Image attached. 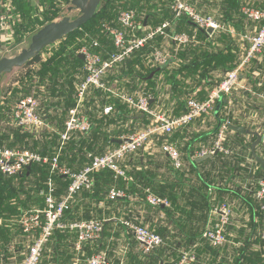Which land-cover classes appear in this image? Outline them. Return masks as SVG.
<instances>
[{
	"label": "trees",
	"instance_id": "1",
	"mask_svg": "<svg viewBox=\"0 0 264 264\" xmlns=\"http://www.w3.org/2000/svg\"><path fill=\"white\" fill-rule=\"evenodd\" d=\"M58 1L44 0L42 2L44 4V11L41 19L29 16L27 9L21 7L16 2L22 13L25 10L22 15L23 17L21 16L23 23L17 28L18 37L16 41L22 42L24 41L23 34L27 32L34 33L44 26L53 23L61 11ZM190 1H192L191 4L194 3L197 7L193 5L200 10L201 5L199 0ZM230 1L233 0H223L224 4H227V8L232 7V11L228 12L226 21L225 19L221 21L225 24L232 22L237 26L238 23H243L242 4L240 5V0H234L233 3ZM169 3L170 0H102L101 8L98 9L95 17L81 29L70 33L58 41L60 42V49L50 59L41 63L39 67L33 68L30 73L23 77L20 81V86L14 90L12 97L0 105V148L19 147L35 153H41L44 156L53 155V148L57 145L59 138L58 133L65 130L68 111L76 105V89L73 75L76 72L84 75V72H82L84 62L80 59L77 52L84 46L92 45L94 41H98L101 45H107V50L110 52L115 51L113 40L104 32V25L119 26L118 18L122 11L134 10L138 19L142 21L143 26L146 25V28L138 31L137 34L139 36H144L151 30H155L170 21L176 27L174 31L173 29L168 30L170 34L177 32L192 35L197 31L199 41L205 42L208 34L203 30L197 29L186 16L176 18L175 13L168 6ZM24 6L26 7V5ZM222 13L224 14L223 7ZM163 42V37H156L144 49L137 51L132 56V59L127 60V71L125 74L133 77V79L135 77L141 78L143 81L149 83L148 87H151L154 81H157L161 75L166 76V81L171 84L174 99H176V104L173 106V114L175 116H181L187 112L186 97L189 91L200 89L198 93L200 99L205 100L207 98L205 85L209 88L213 85L211 75L214 72L227 74L234 70L241 56L237 47L236 51L231 48L233 44L231 37L222 33L213 41L208 40L205 45L195 44L181 49L178 53V58L183 61L180 69H172L171 67L146 69L143 57L147 53L150 54L152 49L160 47ZM219 43L224 48L227 47V49H221L218 45ZM40 55L37 57H41ZM137 66H141V68L136 70ZM153 72H156V76L150 79ZM190 79L194 80L192 85L188 82ZM40 87H44L46 93H43ZM32 94L37 97L39 96L43 100L40 110L41 116L50 124V127L56 129V131L53 129L54 133L49 132L48 129L37 133L32 130L17 129L11 125L10 117L14 101ZM111 98L113 99L109 100V103L116 106V113L118 114L114 116L113 114L115 113H112V115L99 118L97 113L90 112L89 116L94 124L92 131L81 141L70 142L65 146L61 156L62 163H66L72 169L74 166L81 169L84 162H88L86 154L85 158H83L85 149H89L94 155H102L105 152L104 145L106 143L114 144L112 136L116 133H113V131L108 133L106 126L119 125L121 120L130 119L132 114L128 110L127 105H122L119 100H114V97ZM52 107L54 109L51 113ZM169 141L171 142L170 138ZM226 147L229 148V145ZM246 153L253 157L248 149ZM235 163L234 161L231 162L228 156L223 153L218 154L216 163L212 159L206 160L201 164H210L212 168L220 165L223 173L219 177L223 181L226 180L225 186L217 184L214 179L199 176L201 184L196 185L193 183L185 191L183 189L177 191L178 187L173 184H154L152 181L148 184L145 183L149 176L147 174L152 176L149 168L146 169L147 171L143 168L142 171L133 170L128 173L133 178V181H136V183H139L145 189L149 188L161 197H168L172 202V209L168 210L170 219L177 217L182 222L175 225L176 228L179 227L176 229L175 235L171 233L168 227L162 226L158 230V233L164 239L163 245L157 248L154 253L144 256L141 262L138 261L137 257L138 264H171L170 258L173 261H178L183 250H188L197 243H200V247L197 249L200 263L196 264H230L224 258L218 259L221 257V254H227L228 250H233L235 253L233 264H264L262 251L255 250L252 253L250 252L251 247V250H253L254 241L259 240H253L251 235L248 236L243 244L238 245L239 247L231 245L222 249L212 248L202 239L208 222L209 212L212 208L210 191L218 193L219 199L226 196L232 198L243 197V200L249 205L250 211H252V216H260L262 220L261 226L262 223L264 225V215L261 214L259 204L254 197L259 181L264 179V170L256 162L254 167L249 165L245 173L242 174L238 171L239 175L230 176V173L233 171L237 173L236 168L232 165ZM256 167L258 169L255 171ZM49 175L50 166L48 164H34L30 171L26 169L23 173L13 177L0 173V249L4 255L9 253V250L6 249L7 245L22 239L26 235L18 224V220L23 213L43 204V198L39 197V191L45 188ZM206 175L211 176L208 172ZM179 176L182 178L184 174H179ZM94 178L95 181L92 189L86 192L88 196L94 199L101 200L106 198L109 191L115 187L121 190L127 189L132 193L138 192L142 199H146L144 190L136 189L137 184H132L127 188L128 182L123 178L116 177L113 171L105 170L95 173ZM237 178L240 179L241 184L235 182ZM247 179L250 180V184L249 187L247 186L248 189H245L243 185ZM68 181L64 176L57 177L59 195H63L68 189ZM251 182H253V186ZM249 188H251L252 192L249 191ZM244 192L247 196L243 195ZM180 199L185 206L181 205ZM117 200L120 202L126 201V199L122 198ZM242 234L244 235L243 231ZM57 235L61 234L58 233ZM170 238L173 240L179 238L181 241L176 243L171 241ZM234 243L236 242L234 241ZM208 256L210 260L206 259ZM134 260L133 257L131 259L132 264H135Z\"/></svg>",
	"mask_w": 264,
	"mask_h": 264
},
{
	"label": "crops",
	"instance_id": "2",
	"mask_svg": "<svg viewBox=\"0 0 264 264\" xmlns=\"http://www.w3.org/2000/svg\"><path fill=\"white\" fill-rule=\"evenodd\" d=\"M43 1L42 0H0V15L6 11L5 7L7 5H11V7L14 9V12L12 13L15 16H19V21L14 25L13 32H11L12 40L10 41L7 38L9 34L1 36V40L2 42H4V46L6 48L11 47L12 41L16 42V39L18 37L17 28L23 23L22 15L24 14L25 10H23L22 13L18 8V4L21 7L27 9V11L29 12V16H33L35 17V19L36 18L41 19L42 13L44 11V4L42 3ZM186 1H188V3L190 4L192 2L190 0H186ZM233 1L230 2L233 3ZM16 2L18 4H16ZM58 2H59L58 6H60V9L62 10L63 7L61 5V0H59ZM72 2L73 0L67 4V6L70 5L69 6L70 9H72ZM199 3L201 5L200 10L196 8L197 6L194 3L193 4L196 7L193 4L191 5H193L197 9V11L200 12L201 14L205 16L214 17L216 21H218L223 27H225V29L227 28L232 29L234 32L230 33L229 31H219L215 33L216 35L214 34L215 37L213 35V37L211 38H209V33H207L208 37L205 42L199 41L197 31H195V33L192 35L186 33L190 35L191 38L193 39V42L187 46L195 45V44L205 45L208 40L213 41L215 38H218L220 34L222 33L227 34L233 40V44L231 48L234 51H236V47H237V50H239L241 54L240 60L238 62L239 64L247 48L249 47V45L242 40V37L246 35L255 34L256 29H258L261 26V23H257L249 20L245 16L243 9L246 7H252L264 11V0H240V5L242 4L241 13L244 18H243V23H238L237 26L232 22L230 24H225L224 22L222 23L221 20L224 21L225 19L226 21V18L228 17V12L232 11V7L227 8V4H224L223 0H199ZM24 5H26V7ZM168 6L171 8V1L168 4ZM222 7L224 8V14L222 13ZM57 19L54 22H58ZM140 22L142 21L140 20ZM170 23L172 24V27L170 29H173L174 31L176 27L173 26L172 22ZM142 27L146 28V25L143 26L142 24ZM38 31L39 30H37L34 33L27 32L23 34V40L25 41L26 39H31V37ZM173 34H177V32L171 33L170 36ZM162 37L164 39V42L160 47L156 49H161L162 51H165L170 55V63L165 67H169V68L171 67L172 69H180V67L183 65V61L178 58V53L181 49H184L186 46L178 47V45L175 44L171 40V38L169 39L164 36ZM218 45L223 50L227 49V47L224 48V46H222L221 43H219ZM101 46L103 48L99 49L98 51L101 52L105 60L109 59L110 56L116 51L115 49V51L110 52L109 50H107V45H101ZM219 46L216 45L217 48H219ZM80 50L77 52V54L80 52ZM154 51L155 49L154 50L152 49V52L150 54L147 53L143 57V63L146 69L152 70L158 68L152 66V64L149 62L148 59L149 56ZM79 57L84 62V58H82L83 56L79 54ZM126 63L127 61L123 64L115 66L111 71H109L107 77L105 78V82L109 87H115L119 91L126 93L130 96H137L142 93L149 95L151 97L150 104L152 106V109L154 110L162 111L172 118H178L185 115L188 112V101L190 98H195L198 101H204L200 99V96L198 94L200 92V89L189 91L188 96L186 97L187 112L181 116H175L173 114L174 111L173 106L176 104V99H174V94L172 92L171 84L166 81V76L161 75L157 79V81L156 80L154 81L151 87H148L149 83L143 81L141 78L135 77V79H133V77L127 76L125 74V72L127 71ZM140 68L141 66H137L136 70ZM82 72H84V75L83 74L80 75L79 72L78 73L76 72V74L73 75V78L75 79L74 81L75 89L78 86V84H80L86 77V72L84 69ZM226 75L227 74L220 72H214L211 75L212 76L211 80L213 83L211 87L212 89L209 88L207 85H205V92L207 93L206 96L207 98L210 96L212 91L217 87V85H219L224 80ZM155 76H156V72H153L150 76V79H153ZM23 77L25 76L24 75L20 76L18 81L13 82L11 88L3 92L0 84V90H1L0 105L4 104L10 97H12L14 90H16L20 86L21 83L20 81L22 80ZM188 82L190 85H192L194 80L190 79ZM241 85L242 88L236 89L233 92L232 96L223 98L212 113L196 119L194 122H192L190 125L186 127H182L178 129L170 137L171 143L176 145V147L179 149L182 155V160L184 165L182 170L177 172V170L174 169L170 159L162 151V145L165 139L164 140L159 139V140H155V143H153L152 146L147 147L146 149H141L140 151L129 155L123 162H121L120 165L126 171L127 178L126 179L123 177H118V178H123L125 181L128 182L127 188H129V186L132 184L134 185L137 184L136 189L144 190L145 194L147 190H150L152 193L154 192L149 188L145 189L144 187H142V185L136 183V181H133V178L130 175H128L129 172L133 170L142 171L143 168L145 171H147L146 169L149 168L152 176L150 174H147L149 176L147 177L145 183L148 184L150 181H152L154 184L156 183L162 185L173 184L178 187L177 191H180L181 189L185 191L187 190V187H189V185L193 183H195L196 185H200L201 180L199 176H204L206 178L214 179L217 184L221 186H225L226 180L223 181L219 177L223 173V170L220 167V165H218V167L216 168H212V165L210 164L203 165L201 163H204L205 161L200 162L199 159L202 158L198 157V154L202 150L211 149L216 146L218 129L221 123L225 122V120H229L231 125L245 129L244 132H241V131H234L231 128H229V131L227 133V141L224 143V145L227 150L231 151V154H225V153L223 154L227 155L231 162L233 161L234 163L236 162L235 164L232 165H234L237 171V173L234 171L231 172L230 176L239 175V172L242 174L245 173L249 165L254 167L257 160L253 155V145L258 140V137L256 135L257 134L261 135L264 130V57L252 60L251 63L246 67L245 72L242 73L241 75ZM40 88L43 93H46V89H44V87H40ZM4 96L7 97V99L5 101H2L1 98ZM111 97L112 96L107 94L105 91L92 89L85 103V107H84L85 114L90 118L89 116L90 112L97 113V116L99 118H104L107 116V114H105V109L109 106H113L114 111L112 113H115L113 115L116 116V114H118L116 113V106L109 103V100L113 99ZM37 98L40 101V108H42L43 100L39 98V96ZM115 99L119 100L122 103V105H127L122 100L114 98V100ZM18 100L19 99H16V101H14L13 110ZM48 100L50 101V99ZM53 109L54 107H52L51 113ZM128 110L131 111L132 114V117L130 119H127L125 121L121 120L119 125L113 124L106 126L108 128L107 129L108 133L113 131V133L116 134L112 136V142L114 144L106 143L104 145L105 152L102 155L106 154L109 149L117 148L121 144L119 143V141L121 140L122 137H126L131 135L132 133L145 130L151 125L152 118L148 117L143 113H139L135 110H132L129 107ZM69 111H68L67 119L69 116ZM10 122H11V117H10ZM47 124L49 128L54 129L56 131L54 127H50L49 123ZM64 131L62 132L59 131L58 134H61ZM49 132L54 133L53 130L52 131L49 130ZM86 137L87 136L82 137L79 134H74L71 138V141L66 143L63 149L70 142H74V141L79 142ZM227 145H229V148L226 147ZM61 147H62V140L59 137L57 140V145L53 148L54 150L53 155L52 156L46 155V156L53 157L58 152H61V156H62L63 149L61 150ZM260 147L264 149L262 139L261 142L256 146L255 151L258 157L264 159V150H260ZM247 149L249 150V153L253 155V157H251L250 154L246 153ZM84 151L85 152L83 154V158H85V154H86L88 158V162H84L83 167L81 169L77 168L76 166H74V168L72 169V167L68 166L66 163H62L60 157L61 165H65L66 167L70 168L75 172H80L85 168L87 164L90 163L91 161L90 155L102 156V155H94V153L90 152L89 149H85ZM220 153L222 152H219L218 154ZM218 154L213 155V157L211 158L214 163H216ZM237 163L239 164L237 165ZM75 168L80 170H76ZM257 169L258 168L256 167L255 171ZM207 172L211 176H207L206 175ZM179 174H184V177L181 178ZM94 175L92 177L93 185L95 181ZM50 176H51V171L49 177ZM57 177L60 176H54V183L56 187V198L57 200H60L61 198L67 195L68 189L63 195L58 194ZM67 179L69 180L68 181V188H69L71 181L69 178ZM235 182L241 184L239 178H237ZM46 183H45V188H46ZM252 183L253 182H251V185L253 186L254 184ZM249 184H250V180L247 179L245 181V184L243 185L244 188L248 189ZM229 185L231 186L230 183ZM91 189H83L75 196V199L72 201L69 210H67L65 214L64 222L67 224H71V223H78V222L90 221V220L103 221L105 223V230L103 237L98 241L88 242L84 244L82 249L78 251L76 234L57 232L51 238L49 243L46 245L47 247H45L41 264H75L77 262L78 264H87V261L90 257L101 253L102 254L105 253L110 264H132L131 259L133 257L135 259L134 260L135 264H138L137 257H138V261L141 262L144 259V255H142V253L140 252L137 241L134 239L130 231L126 229V227L123 224V221H132L135 223L142 224L150 228L151 230L156 231L157 233L162 226H166L170 229L171 233L174 235L176 229L179 228V227L176 228L175 225L182 223L181 220H178L177 217H175L174 219L172 218L170 219V216L168 215V210L172 209V202L168 197H162V198H167L170 201L171 203L170 208L153 207L149 205L147 202V194H146V199H142L141 195L138 192L132 193L127 189H125L123 191L126 193V197L122 199H126V201L120 202L117 199L111 200L109 198V193L113 188L109 191L106 198L101 200L94 199L88 196V193L86 192H88ZM249 191L252 192L251 188H249ZM154 194L158 197H161L156 193ZM245 194L246 193L244 192L243 195L247 196ZM210 196L212 197V206L216 202L225 201L232 204V206L234 207L235 222L233 226L230 227V231H229L231 235V240L235 241L237 243V246L241 245L248 238L245 237V234L244 235L242 234V231L244 233L248 232L249 235L255 236L256 240L259 239L260 241H262L263 257H264V239H261L259 237L260 231L261 233L262 232L264 233V225L262 223L261 226L262 220L260 216H256V215L252 216V211H250V207L243 200V197L232 198L226 196L219 199L218 193H216L215 191L214 192L210 191ZM230 198L236 200V202L239 203L241 207L242 216H243V218L241 219L242 222V225H240L241 227H238L239 225L237 224H236L237 226L235 225L238 219L237 218L235 220L236 218L235 210L237 209L235 207V204L231 202ZM179 201H181V199ZM180 203L181 205L185 206V204L182 201ZM36 207L39 209H43L45 207L44 199H43V204L38 205ZM210 212H209V217H210ZM209 217L206 228L209 223ZM253 225L255 228L253 227ZM58 233H60L61 235H57ZM170 239L171 241H174L176 243L181 241V239L179 238L177 240L175 239L173 240L172 238ZM27 240H28V235H24L22 239L16 241L20 245L18 247L19 249L16 255L8 253L3 256L2 255L3 252L0 249V264H22V262L26 257L29 246ZM196 245H198V248L200 247V243L195 244L193 247H195ZM222 258L230 262V264H233L235 253L234 252L231 253L228 250L227 254L225 253L221 254V257H219L218 259L221 260ZM206 259L210 260V257L208 256L206 257ZM170 261L171 263L176 262L173 261L172 258H170Z\"/></svg>",
	"mask_w": 264,
	"mask_h": 264
},
{
	"label": "built area",
	"instance_id": "3",
	"mask_svg": "<svg viewBox=\"0 0 264 264\" xmlns=\"http://www.w3.org/2000/svg\"><path fill=\"white\" fill-rule=\"evenodd\" d=\"M71 1L61 0L62 7H66L65 5ZM170 1L171 9L175 13L176 18L186 16L197 29L209 33V38L219 31L234 32L232 29H225L214 17L201 14L186 0ZM5 9L6 11L0 15V54L7 50L1 40V36L9 34L7 38L11 41L13 27L19 21V16H15L12 13L14 9L11 5H7ZM243 12L249 20L261 23V26L256 29L255 34L242 37V40L249 47L240 63L234 70L227 73L224 80L217 85L206 100L198 101L195 98H190L188 101V112L178 118H172L162 111L152 109L149 95L142 93L137 96H130L115 87H109L105 82V78L115 66L125 63L156 37L171 38L178 47H182L193 42L190 35L177 33L170 36L168 30H170L172 24L166 22L144 36H139L137 33L143 28L142 22L138 19L135 11L127 10L120 13L118 18L119 26L104 25V32L113 40L116 49L109 59L105 60L101 52L98 51L103 48L98 41H94L92 45L83 47L80 50L78 54L84 57L86 77L76 87V105L69 111V116L65 123V131L59 134L62 140L61 150L66 143L71 141L74 134L85 137L92 131L93 123L84 111L86 100L92 89L105 91L112 97L122 100L130 109L152 118V122L147 129L122 137V143L115 149H109L106 154L102 156L90 155V163L80 172H75L65 165H61V152L56 153L53 157H48L19 147L0 148V173L6 176H17L34 164H48L51 167V176L46 183V188L42 189L39 194L44 199L45 207L27 211L18 220V224L24 234L28 235L27 242L29 244L22 264H41L45 247L57 232L76 234L78 251L82 249L84 244L98 241L103 237L105 230L103 221L90 220L71 224L64 222L65 214L69 210L75 196L83 189L92 188V177L95 173L110 170L117 177L126 179V171L121 167L120 163L129 155L152 146L155 140L159 139H165L162 151L168 156L174 169L177 171L183 169L182 155L176 145L169 141V138L178 129L186 127L196 119L212 113L223 98L232 96L236 89L242 88L241 75L245 72L246 67L252 60L264 57V11L246 7ZM210 30L212 31L211 33L209 32ZM14 43L12 41V44ZM148 59L154 67H165L170 63V55L161 49H155ZM6 99L7 97L5 96L1 98L2 101ZM40 110V101L35 95L22 97L14 107L11 115V125L17 129L32 130L37 133L44 129L52 131L53 129L49 128L47 122L41 116ZM113 111L114 107L109 106L105 109V114H111ZM230 125L229 120L221 123L217 132L216 146L202 150L198 154L199 158L208 155L213 156L217 152L231 154V151L227 150L224 145L227 141ZM261 139L264 145V130L261 134ZM54 176H65L71 181L67 195L60 200L56 198ZM146 194L149 205L153 207H171V203L167 198L158 197L150 190H147ZM125 197L126 193L120 189L113 188L109 193L111 200ZM254 197L259 204L261 214L264 215V179L259 181ZM234 215L232 204L225 201L214 203L211 208L208 226L202 237L205 243L215 249L237 245L231 240L229 233L230 227L234 224ZM123 224L137 241L140 252L144 256L154 253L164 243V239L160 234L142 224L132 221H123ZM259 237L264 239V233L260 231ZM19 246L18 242H13L7 245L6 249L9 250V254L16 255ZM197 249L198 245L183 251L179 260L171 264L198 263L200 257L197 254ZM2 255L4 256L3 253ZM75 264H78V262ZM87 264L110 263L105 253H101L90 257Z\"/></svg>",
	"mask_w": 264,
	"mask_h": 264
},
{
	"label": "water",
	"instance_id": "4",
	"mask_svg": "<svg viewBox=\"0 0 264 264\" xmlns=\"http://www.w3.org/2000/svg\"><path fill=\"white\" fill-rule=\"evenodd\" d=\"M101 4L102 0H73L72 9L79 10L81 13L80 17L75 20L64 18L61 21L53 22L44 26L31 37L29 46L23 49L18 55L14 57L1 58L0 84L4 75L11 73L16 68L23 67L29 61L39 56L46 48L52 46L70 33L81 29L83 26L89 23L95 17ZM209 32L211 33L212 31L210 30ZM230 128L234 131L241 132H244L245 130L234 125H231ZM256 136L258 137V140L253 145V155L256 158L258 164L261 165L264 170V159L258 157L255 151L256 146L261 142V135L257 134ZM119 143H122V140H120ZM217 154L218 152L216 155ZM212 157V155H208L202 159H199V161L203 162L211 159ZM30 169L31 167H28V171H30Z\"/></svg>",
	"mask_w": 264,
	"mask_h": 264
},
{
	"label": "rangeland",
	"instance_id": "5",
	"mask_svg": "<svg viewBox=\"0 0 264 264\" xmlns=\"http://www.w3.org/2000/svg\"><path fill=\"white\" fill-rule=\"evenodd\" d=\"M66 7H63V9L60 11L61 13H59V18L57 19V21H61L64 18H70L71 20H75L78 17H80L81 13L79 10L77 9H70L69 6H67V4L65 5ZM101 8V6L99 7V9ZM62 14V16H61ZM31 39H26L25 41L22 42H15L14 44L11 45V47H8L7 50L0 54V58L3 57H14L16 55H18L23 49L27 48L30 44ZM60 49V42H57L55 44H53L52 46L46 48L42 53H41V57H37L32 59L30 62H28L26 65H24L23 67L20 68H16L13 72L6 74L1 82V89L2 92L6 91L7 89L11 88L13 82L18 81V79L20 78V76H26L28 73H30L32 71L33 68L35 67H39L41 63H44L45 61H47L48 59H50L58 50ZM260 150H264L262 147H260ZM260 152V151H259ZM231 199V198H230ZM231 202H233V204H235L236 209V218L237 219L235 225H239L238 227H241L240 225H242L241 219L243 218L242 216V211H241V207L239 205V203L236 202V200L231 199ZM235 222V221H234ZM236 225V226H237ZM246 237H248V232L244 233ZM252 236V235H251ZM253 240L255 239V236H252ZM240 246V245H239ZM238 246V247H239ZM252 248V247H251ZM250 248V252H254L256 251H262L263 252V243L262 241L259 242L258 241H254L253 244V250H251ZM229 252H233V250H229Z\"/></svg>",
	"mask_w": 264,
	"mask_h": 264
}]
</instances>
